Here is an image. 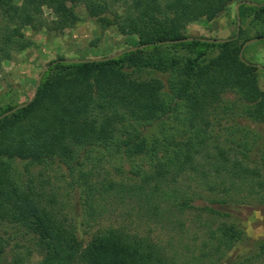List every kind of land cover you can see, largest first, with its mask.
I'll use <instances>...</instances> for the list:
<instances>
[{
    "label": "trees",
    "instance_id": "16d2710c",
    "mask_svg": "<svg viewBox=\"0 0 264 264\" xmlns=\"http://www.w3.org/2000/svg\"><path fill=\"white\" fill-rule=\"evenodd\" d=\"M231 1L242 0H165V3L161 0H131L123 13L100 11L98 21L103 28L115 24L124 35H139L140 44L151 43L189 36L180 33L189 23L201 17L215 19L228 9ZM48 2L62 19L76 16L63 1ZM42 3L43 0H24L18 6L13 0H0L2 21H6V26L10 28L0 29L4 30L1 35L3 46L10 44L12 31L19 23L33 24L34 16L42 12ZM256 3L240 6L243 23L239 37L228 42L210 43L200 39L165 42L125 52L106 61L77 63L59 59L50 62L36 97L27 107L7 116L4 113L15 106L0 108V199L11 195L6 191L5 184L11 187L14 183L7 175L6 158L43 161L56 156L64 160L74 154V147L86 143L88 146L122 151L129 157L146 154L148 159L157 160L151 172L131 168L129 183L106 181L101 183L99 190L116 188L138 196L151 212L155 209L157 198L174 199L177 207L186 210L192 207L201 193L179 187L163 188L161 179L170 178L175 182L176 179H172L176 176L172 173V164L176 162L181 172L189 166L194 171L200 163L204 165L201 159L203 161L207 156L218 164L215 172H208L204 167L207 171L205 175L211 174L207 182L212 181V189H220L224 194L199 207L206 211V216L214 219L206 220L202 226L211 233L209 240H217L225 247L230 248L236 240L245 243L247 238L227 207L233 197L239 195L242 186L247 185L245 188L249 191L255 189L251 181L256 180L260 172L251 167L244 151L247 142H237L243 147L241 150L225 149L216 141L210 145L207 142L208 130L200 125L209 124L213 110L228 92H237L239 103L234 100L232 104L224 105L227 112L237 110L246 118L264 124V88L256 72L259 68L246 54L251 44L244 51V57L250 63L242 61L239 55L246 40L264 35V3ZM249 13L253 18L245 23ZM235 15L238 19L237 13ZM11 24L15 29H11ZM215 47L219 51L213 54ZM178 110L180 112L176 113ZM93 113L94 117H91ZM173 114L177 115L181 125L169 127L163 124L162 137L149 139L142 133L140 125L160 122ZM131 120L134 122L131 123ZM117 125L123 132L119 137ZM159 151H163L164 162L158 160L162 159ZM136 178V182L130 183ZM226 179L230 181L225 182ZM152 181L155 183L152 184ZM16 190L13 186L14 194H17ZM22 193L18 194L23 195L19 200L20 215L23 221L34 225L38 233L37 242L43 253L39 264L178 262V259L172 260L170 255L158 249L157 245L143 244L141 239L126 238L122 233L102 234L83 244V240L69 232L61 222L45 213L32 195ZM173 221L172 218L170 222ZM1 240L0 236V264L3 256ZM252 245L250 254L253 257L264 254V237L255 240ZM218 250L216 253H220ZM252 256H245L233 264H244L252 260ZM211 264H218V261Z\"/></svg>",
    "mask_w": 264,
    "mask_h": 264
},
{
    "label": "rangeland",
    "instance_id": "374dc122",
    "mask_svg": "<svg viewBox=\"0 0 264 264\" xmlns=\"http://www.w3.org/2000/svg\"><path fill=\"white\" fill-rule=\"evenodd\" d=\"M61 1L76 13L75 17L62 19L52 4L43 0L42 12L34 16L33 24L19 23L12 31L8 46H3L1 35L4 30L0 31V108L32 101L39 74L44 66L54 60L97 59L140 44L139 35H124L115 24L103 28L98 21L100 11L123 13L131 0ZM161 1L165 3V0ZM246 1L264 3V0ZM13 2L21 6L24 0ZM237 3L231 1L228 9L213 20L201 17L189 23L180 33L196 37L233 38L237 31ZM252 18L253 15L249 13L245 23ZM11 26V29H15L14 25ZM2 28L10 29L0 15ZM218 51L219 48L215 47L212 53ZM246 54L251 62L264 66V39L251 43ZM256 72L264 88V70L257 69ZM234 100L239 103L237 92L225 93L209 117V124L202 123L200 126L208 130L207 142L210 145L216 141L225 149L232 147L241 150L243 147L237 142H247L244 151L251 167L260 172L259 177L251 181L255 189L249 191L245 188L247 185L242 186L239 195L233 197L227 207L246 236L245 243L236 240L230 248L225 247L217 240H209L211 233L202 226L206 220L214 219L206 216V211L199 207L224 194L220 189H212V181L207 182L211 174L205 173L215 172L218 164L206 158V155L203 161L201 159L204 165L200 163L194 171L189 166L181 172L176 162L172 164V173H176V176H172L175 182L170 178L161 179L163 188L179 187L201 193H198L200 197L193 201L192 207L182 210L174 204V199L157 198L155 209L151 212L138 196L116 188L108 191L99 188L106 181L127 183L131 168L151 172L157 160L148 159L146 154L129 157L122 151L85 143L74 147V154L64 160L56 156L43 161L6 158L7 175L14 183L11 187L5 184L6 191L11 195L0 199L2 264H39L43 259L35 226L23 221L20 215L19 200L23 195L18 194L22 192L32 195L45 213L61 222L69 232L83 240V244L99 235L115 232L122 233L126 238L141 239L143 244L157 245L172 260L178 259L177 264H211L213 261L233 264L245 256H252V243L264 237V124L246 118L237 110L227 112L223 106L232 104ZM90 116L94 117V113ZM163 120L153 124L145 122L140 129L149 139H155L163 136V124L169 127L181 125L175 114ZM116 127L118 137L122 136L120 125ZM158 155L162 158L158 160L164 162L163 151H159ZM133 181L136 182L137 178L130 180V183ZM13 186L17 194L13 193ZM172 218L173 223L170 222ZM218 246H222L221 249L218 250ZM216 250L220 253H216ZM252 258L244 264H264V254Z\"/></svg>",
    "mask_w": 264,
    "mask_h": 264
},
{
    "label": "water",
    "instance_id": "95a60500",
    "mask_svg": "<svg viewBox=\"0 0 264 264\" xmlns=\"http://www.w3.org/2000/svg\"><path fill=\"white\" fill-rule=\"evenodd\" d=\"M244 3H250L251 5H256L257 3L256 2H250V1H246V0H242L240 2H238L236 4V13H237V32L238 34L233 37V38H208L207 37H196V36H186V37H182V38H176V39H167V40H162V41H155V42H151V43H143V44H139L138 46H133V47H130V48H127L123 51H120L116 54H112L110 56H106V57H102V58H97V59H74V60H68V61H71V62H77V63H83V62H86V61H106V60H109V59H115L121 55H123L125 52H132V51H136L138 49H142V48H145V47H148L150 45H156V44H164L165 42L166 43H180V42H187V41H192L194 39H200L202 41H207V42H210V43H224V42H228L232 39H235V38H238L239 37V30L241 28V15H240V6ZM264 39V35L263 36H258V37H253L249 40H246L243 44H242V47H241V50H240V58L242 61L244 62H247V63H250L249 60H247L245 57H244V51H245V48L248 46V44L250 45L251 43H255V42H258L260 40ZM255 64V63H253ZM258 66L259 69H262L264 70V66L263 65H258V64H255ZM50 67V64H47L46 66H44L43 70L41 71V74H39V77H38V80L36 82V85H35V94L32 98V100L36 97L37 95V92H38V89H39V86L42 82V79L44 77V74L46 73V71L48 70V68ZM31 101L29 102H24L22 104H18L17 106L13 107L12 109L6 111L4 113V116H7V115H10L12 113H15L17 110L23 108V107H27L29 104H30Z\"/></svg>",
    "mask_w": 264,
    "mask_h": 264
}]
</instances>
